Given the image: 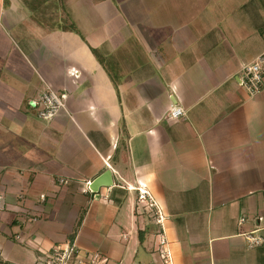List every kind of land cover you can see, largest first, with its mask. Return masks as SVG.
<instances>
[{
	"label": "crops",
	"instance_id": "obj_1",
	"mask_svg": "<svg viewBox=\"0 0 264 264\" xmlns=\"http://www.w3.org/2000/svg\"><path fill=\"white\" fill-rule=\"evenodd\" d=\"M145 1L0 0V264L57 246L162 264L161 233L172 264H264L244 237H264V80L242 85L264 56V1ZM47 92L62 100L49 121Z\"/></svg>",
	"mask_w": 264,
	"mask_h": 264
},
{
	"label": "built area",
	"instance_id": "obj_2",
	"mask_svg": "<svg viewBox=\"0 0 264 264\" xmlns=\"http://www.w3.org/2000/svg\"><path fill=\"white\" fill-rule=\"evenodd\" d=\"M245 76L242 81L244 88L252 95L257 93L264 80V56L260 55L256 60L245 67ZM62 107V100L59 95L53 92L44 93L41 97V109L38 111V117L42 120L49 121L55 117ZM184 111L180 106L172 105L167 113L170 119H179L183 117ZM138 202L148 209L155 208V223L162 224L163 216L161 211L156 207L154 199L144 190H138ZM0 195V202H1ZM241 222L243 219L240 220ZM250 247L264 245V237L256 231L246 233L244 235ZM158 245L162 264H172L171 255L167 249V241L164 234L158 235ZM97 254L87 255L80 253L72 246L61 248L59 246L53 248L50 254L46 255V259L42 264H96L99 261Z\"/></svg>",
	"mask_w": 264,
	"mask_h": 264
},
{
	"label": "rangeland",
	"instance_id": "obj_3",
	"mask_svg": "<svg viewBox=\"0 0 264 264\" xmlns=\"http://www.w3.org/2000/svg\"><path fill=\"white\" fill-rule=\"evenodd\" d=\"M111 1L113 2L114 0H111ZM115 1L117 2V4L119 6H130V5H137V4L138 5H145V3H146L145 0H115ZM150 1L151 0H147V3L150 2ZM190 1L191 0H185V3H183V5L184 6H190L191 5ZM192 1L195 2V1H198V0H192ZM212 1H214V0H212ZM212 1H210V5L213 4ZM224 1L227 3L226 0H222V4L224 3ZM228 1H229V5H232V6L235 5L236 6V5L242 4V2H245L247 0H228ZM254 1L260 2L262 0H258V1L254 0ZM218 2H220V0ZM179 4H180V0H154V2H153V6H155L158 9H160V8H174V7H176ZM242 16H244V14H242Z\"/></svg>",
	"mask_w": 264,
	"mask_h": 264
},
{
	"label": "water",
	"instance_id": "obj_4",
	"mask_svg": "<svg viewBox=\"0 0 264 264\" xmlns=\"http://www.w3.org/2000/svg\"><path fill=\"white\" fill-rule=\"evenodd\" d=\"M110 186H112V174L111 171L107 170L103 175H101L90 184L89 189L92 192H97L100 187Z\"/></svg>",
	"mask_w": 264,
	"mask_h": 264
},
{
	"label": "trees",
	"instance_id": "obj_5",
	"mask_svg": "<svg viewBox=\"0 0 264 264\" xmlns=\"http://www.w3.org/2000/svg\"><path fill=\"white\" fill-rule=\"evenodd\" d=\"M79 223H80V220L78 221V223H77V225H76V228L78 227ZM75 232H76V229L74 230L73 234L71 235V238H70L71 241H72L73 238H74V234H75Z\"/></svg>",
	"mask_w": 264,
	"mask_h": 264
}]
</instances>
